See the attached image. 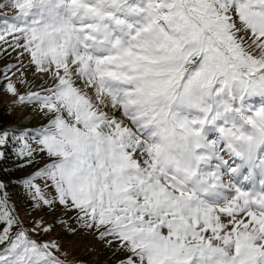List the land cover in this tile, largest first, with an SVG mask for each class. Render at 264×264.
<instances>
[{
    "label": "snow or ice",
    "instance_id": "snow-or-ice-1",
    "mask_svg": "<svg viewBox=\"0 0 264 264\" xmlns=\"http://www.w3.org/2000/svg\"><path fill=\"white\" fill-rule=\"evenodd\" d=\"M9 50L0 85L40 123H0V149L47 158L34 209L75 212L111 264H264V0H0ZM5 188L0 264H96Z\"/></svg>",
    "mask_w": 264,
    "mask_h": 264
},
{
    "label": "rangeland",
    "instance_id": "rangeland-1",
    "mask_svg": "<svg viewBox=\"0 0 264 264\" xmlns=\"http://www.w3.org/2000/svg\"><path fill=\"white\" fill-rule=\"evenodd\" d=\"M10 55L4 56L0 54V68H4L6 65L13 64L17 62V53L11 52L9 50ZM25 64L28 62L27 56L23 57ZM19 75V73H17ZM29 79L35 81L36 85L41 83V80L37 76L31 75V70L28 73ZM15 80V77H13ZM25 89L21 87V92ZM14 99L10 94L4 92L3 85H0V106L4 105L8 108L9 111L13 114L14 121H16L15 126L23 127H38L40 120L38 117H35L30 109L25 107H15L11 104V101ZM31 118V119H30ZM30 119V120H29ZM12 148L15 146L10 144ZM14 146V147H13ZM2 151V149H0ZM15 151V149H14ZM16 155V151H15ZM17 156V155H16ZM18 158V157H17ZM20 162L19 166L22 168L23 173H21L18 179L13 181L12 185H7V182L1 179L0 182H3L6 185L4 191L8 193L9 203L13 205L16 209V212L20 216V218L24 221V226L27 228L33 227L36 221L40 218H43L46 223L56 224L54 231L45 235L40 234L37 236L33 233V236L37 239H57L59 240L65 247L67 251H69L70 256L83 257L88 261H95L96 264H111V261L114 260L111 253L107 251L102 245L96 243V241L90 235L86 233H80L79 235L73 236L65 231V228L59 225V221L61 219L66 220L69 224H74L75 212H68L66 209L57 204L54 208L49 209L48 207H44L42 209H34L33 201L29 197L22 181L27 179L29 176L35 173L39 168L44 166V163L47 162V158L40 156L37 157L38 163L33 166L23 167L22 160L18 158ZM37 183L40 184L42 190L49 191L45 188V182L43 180H38ZM89 244L96 245L99 248V252L95 254H91L88 256H84L85 246Z\"/></svg>",
    "mask_w": 264,
    "mask_h": 264
},
{
    "label": "trees",
    "instance_id": "trees-1",
    "mask_svg": "<svg viewBox=\"0 0 264 264\" xmlns=\"http://www.w3.org/2000/svg\"><path fill=\"white\" fill-rule=\"evenodd\" d=\"M14 122L13 114L4 105L0 106V123H3L5 127H8ZM13 145V144H12ZM14 147V146H13ZM15 147L7 146L5 156L0 158V177L7 182V185H12L15 179H18L23 173L22 168L19 166V159L15 155Z\"/></svg>",
    "mask_w": 264,
    "mask_h": 264
}]
</instances>
